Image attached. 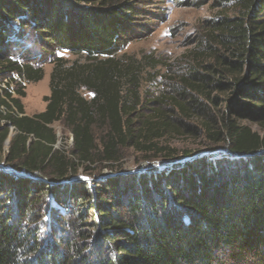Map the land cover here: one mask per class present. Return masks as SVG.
Returning <instances> with one entry per match:
<instances>
[{
	"label": "trees",
	"instance_id": "trees-1",
	"mask_svg": "<svg viewBox=\"0 0 264 264\" xmlns=\"http://www.w3.org/2000/svg\"><path fill=\"white\" fill-rule=\"evenodd\" d=\"M141 3L0 0V121L16 131L5 167L30 174L0 171V264H264V136L242 123L264 124V0H238L235 15L211 21L198 64L153 117L140 112L138 66L114 60L149 27ZM34 34L54 66L45 110L27 115L23 81L45 75L37 43L28 46ZM58 50L85 62L67 65ZM194 117L226 152L95 188L63 183L79 165L118 161L119 146L158 150L153 141L169 132L198 133ZM57 121L73 135L70 157L55 148ZM8 135L0 129V152Z\"/></svg>",
	"mask_w": 264,
	"mask_h": 264
},
{
	"label": "rangeland",
	"instance_id": "rangeland-1",
	"mask_svg": "<svg viewBox=\"0 0 264 264\" xmlns=\"http://www.w3.org/2000/svg\"><path fill=\"white\" fill-rule=\"evenodd\" d=\"M141 6L145 10L141 15L144 18L143 22L149 24V27L145 29L143 37L128 42L115 54L114 60H120L124 63V66L130 63L138 66L140 69L139 91L143 102L140 112L146 117H153L157 114L153 110L158 109L160 106L158 102H164L165 97L163 98V96L175 94L174 89L181 86V77L186 75L191 66L198 64L194 57V50L200 48L202 40L207 38L205 36L211 29V21L219 20L224 15H235L238 0H142ZM37 38V34H34V37L29 41L32 43H28V46L34 47L33 44L37 43L33 60L38 64L41 63L45 75L37 82L23 81L27 95L22 98V102L27 115H34L45 110L47 103L44 97L51 93L50 77L54 59L50 54L51 48L43 50ZM56 55L68 60L67 65L78 58L80 62H85L83 57H79L68 50H58ZM39 61L42 62L39 63ZM126 80L127 77L125 76L122 80L123 89L127 86ZM3 86L5 85L3 84ZM80 92L88 99L93 96L89 90L84 88L80 89ZM212 95L222 97L224 94L214 91ZM209 102L205 104L212 108V112L216 113L219 109H223V105H220L217 109ZM168 105L169 103L166 102L164 107L167 108ZM0 109L4 110L3 107ZM136 121H138V117H136ZM187 123L196 127L198 133L169 132L164 137L153 141L156 143L155 146L158 150L147 149L143 151L130 145L119 146L118 161L97 160L94 163L87 162L84 165H79L78 173L68 183L76 179L74 181H83L89 183L90 187L95 188V186H102L100 181L120 173L148 174L152 170L158 171L171 168L167 165L168 163L183 161L190 157V155L185 154L187 150L195 152L194 154L204 152L205 155H211L219 151L226 152L225 146L223 148H213L214 142L208 138L200 120L194 117ZM242 123L250 125L255 131L264 136V124L247 119H244ZM6 127L9 128V135L4 142L3 151L0 152V165L3 167L10 166L8 151L12 138L16 134L12 125L0 121V129ZM53 127L58 138L55 148L65 151L70 157L74 145L71 131L63 121L55 122ZM219 145H225V143ZM160 148L165 152H170L172 156L168 157L166 153H160ZM75 163L77 164L79 161L75 159ZM184 163H180L178 166ZM0 171L6 170L0 167ZM38 206L39 204L35 203L33 210L37 209ZM50 233L47 226L44 238H49Z\"/></svg>",
	"mask_w": 264,
	"mask_h": 264
},
{
	"label": "water",
	"instance_id": "water-1",
	"mask_svg": "<svg viewBox=\"0 0 264 264\" xmlns=\"http://www.w3.org/2000/svg\"><path fill=\"white\" fill-rule=\"evenodd\" d=\"M202 155H205V153H204V152H202V153H198V154H195V155H193V156L187 157V159H184L183 161L171 162V163H168L167 165H169L170 167H176V166H178L180 163H183V162H186V161H189V160L195 159L196 157H200V156H202ZM0 167H1V169H5V170H9V169H11V168H9V167H3L2 165H0ZM11 170H12V169H11ZM12 172H13L14 174H16L17 176H30L29 173L24 172V171H14V170H12ZM63 183H68V181H67V182H63Z\"/></svg>",
	"mask_w": 264,
	"mask_h": 264
}]
</instances>
